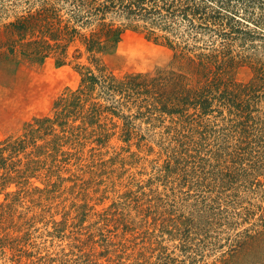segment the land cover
Listing matches in <instances>:
<instances>
[{
  "label": "rangeland",
  "instance_id": "374dc122",
  "mask_svg": "<svg viewBox=\"0 0 264 264\" xmlns=\"http://www.w3.org/2000/svg\"><path fill=\"white\" fill-rule=\"evenodd\" d=\"M43 1L0 0V40L11 41L6 25ZM47 1L69 17V2ZM111 19L129 24L121 40L101 54L108 71L123 78L140 72L155 76L172 67L176 49L165 37L151 35L142 21ZM190 41L197 44L195 52H209L221 39L206 34ZM235 44L236 54L264 64V40ZM78 47L85 49L79 37L64 63L55 54L40 59L19 50L12 55L4 47L0 145L20 135L34 117L56 115L58 97L81 83L78 62L95 67L87 54L76 58ZM254 76L248 62L236 73L241 82ZM115 97L100 98L111 105ZM129 106L107 110L91 125L72 115L70 123L82 126L76 130L80 135L43 154L45 161L23 190L0 189V203L13 206L12 217L0 218V264H261L236 244L247 230L264 228V175L229 169L236 162L235 139L227 135L229 112L221 115L214 105L216 111L201 116L191 107L192 119L177 122V116L152 113L133 102ZM126 119L130 134L123 129ZM188 134L204 141L202 151L195 150L196 140ZM183 142L193 144L184 150Z\"/></svg>",
  "mask_w": 264,
  "mask_h": 264
},
{
  "label": "trees",
  "instance_id": "16d2710c",
  "mask_svg": "<svg viewBox=\"0 0 264 264\" xmlns=\"http://www.w3.org/2000/svg\"><path fill=\"white\" fill-rule=\"evenodd\" d=\"M62 1L70 3L66 11L69 17H65L63 7L44 0L39 8L10 21L6 29L11 41L0 40V58L7 46L12 55L18 50L40 59L55 54L64 63L69 46L79 37L85 49L78 47L76 58L87 54L95 67L78 62L81 83L58 97L56 115L34 117L25 123L20 135L9 136L1 143L0 189L17 186L23 190L37 166L45 161L41 159L43 154L48 155L61 147L63 141L80 135L76 130L82 126L70 123L72 115H78L91 125L103 112L112 109L116 113L117 108L130 107L131 102L152 113L177 116V122L192 119L196 113L188 114L191 107L200 110L197 114L201 116L216 111L214 105L221 115L228 111L230 132L225 133L235 139L232 154L236 159L229 169L244 171L249 176L264 175V64L244 53L234 52L239 39L264 40V0ZM109 15L123 17L131 23L142 21L151 35L165 37L176 49L172 67L158 71L155 76L140 72L120 78L108 71L101 54L121 40L129 24L107 20ZM183 24L185 30L181 29ZM157 29L183 40L175 41L167 33L159 34ZM206 34L220 38V44L212 46L209 52H195L197 44L191 45L190 40L199 41ZM247 62L255 76L241 82L236 73ZM100 97L105 100L115 97V104L107 105ZM127 119V127L123 129L130 134ZM56 125L62 127L63 133ZM206 132L201 134L207 135ZM189 136L196 140L193 142L197 146L195 150H201L199 144L203 145L204 141ZM193 143L181 145L188 150ZM12 211L11 204L0 203V218L12 217ZM236 246L249 250L256 256L253 260L264 264V228L247 230L243 242Z\"/></svg>",
  "mask_w": 264,
  "mask_h": 264
}]
</instances>
